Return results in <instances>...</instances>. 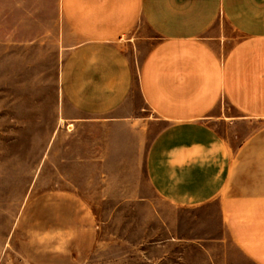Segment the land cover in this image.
Masks as SVG:
<instances>
[{
    "label": "crops",
    "instance_id": "0c3cea01",
    "mask_svg": "<svg viewBox=\"0 0 264 264\" xmlns=\"http://www.w3.org/2000/svg\"><path fill=\"white\" fill-rule=\"evenodd\" d=\"M0 12L20 41L52 36L60 60L49 154L63 180L37 196V241L76 235L99 204H132L164 222L153 245L179 241L184 264H264V0H0ZM222 20L240 34L231 45Z\"/></svg>",
    "mask_w": 264,
    "mask_h": 264
},
{
    "label": "rangeland",
    "instance_id": "374dc122",
    "mask_svg": "<svg viewBox=\"0 0 264 264\" xmlns=\"http://www.w3.org/2000/svg\"><path fill=\"white\" fill-rule=\"evenodd\" d=\"M11 29L13 36L6 37ZM220 29L233 38L228 45L240 38L223 20ZM15 31L20 33L19 28H5L1 16L0 264H184L179 241L166 249L153 245L168 237L164 222L150 209H133L132 204L120 212L115 203L99 204L96 219L76 235L36 240L37 196L58 188L63 180L52 170L49 154L57 120L60 60L52 36L40 48L36 42L20 41ZM238 130L236 143L251 128ZM158 206L167 209L159 200ZM57 239L69 240L71 247L54 251ZM165 253L170 256L167 261Z\"/></svg>",
    "mask_w": 264,
    "mask_h": 264
}]
</instances>
